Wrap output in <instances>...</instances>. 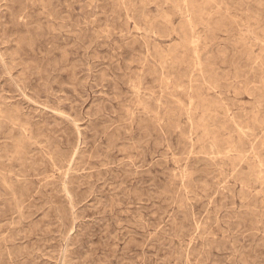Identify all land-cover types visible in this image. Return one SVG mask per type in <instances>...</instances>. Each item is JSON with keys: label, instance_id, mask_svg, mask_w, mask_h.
<instances>
[{"label": "rangeland", "instance_id": "1", "mask_svg": "<svg viewBox=\"0 0 264 264\" xmlns=\"http://www.w3.org/2000/svg\"><path fill=\"white\" fill-rule=\"evenodd\" d=\"M0 264H264V0H0Z\"/></svg>", "mask_w": 264, "mask_h": 264}]
</instances>
